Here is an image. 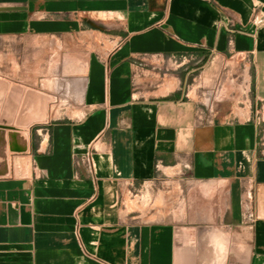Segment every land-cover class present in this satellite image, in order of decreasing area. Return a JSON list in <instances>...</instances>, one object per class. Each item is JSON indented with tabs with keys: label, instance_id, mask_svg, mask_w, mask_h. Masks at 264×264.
I'll return each mask as SVG.
<instances>
[{
	"label": "crops",
	"instance_id": "obj_1",
	"mask_svg": "<svg viewBox=\"0 0 264 264\" xmlns=\"http://www.w3.org/2000/svg\"><path fill=\"white\" fill-rule=\"evenodd\" d=\"M0 77V264H264V0H0Z\"/></svg>",
	"mask_w": 264,
	"mask_h": 264
},
{
	"label": "water",
	"instance_id": "obj_2",
	"mask_svg": "<svg viewBox=\"0 0 264 264\" xmlns=\"http://www.w3.org/2000/svg\"><path fill=\"white\" fill-rule=\"evenodd\" d=\"M23 87L17 83H9L8 80L0 77V176L8 174V151L24 152L27 149V137L24 133L14 131L8 125L26 126L32 121L41 119L48 96L38 91ZM37 102V113L27 112L26 106L30 100ZM21 99V101H20ZM20 103V104H19ZM17 114L15 115V111ZM10 130L5 133L4 128ZM7 138V139H6Z\"/></svg>",
	"mask_w": 264,
	"mask_h": 264
},
{
	"label": "rangeland",
	"instance_id": "obj_3",
	"mask_svg": "<svg viewBox=\"0 0 264 264\" xmlns=\"http://www.w3.org/2000/svg\"><path fill=\"white\" fill-rule=\"evenodd\" d=\"M191 64V63H190ZM195 66H197L196 64L194 65V67ZM142 203H146V205H145V207H148L150 204H151V201H150V203L148 202V199H144L143 201H142Z\"/></svg>",
	"mask_w": 264,
	"mask_h": 264
},
{
	"label": "built area",
	"instance_id": "obj_4",
	"mask_svg": "<svg viewBox=\"0 0 264 264\" xmlns=\"http://www.w3.org/2000/svg\"><path fill=\"white\" fill-rule=\"evenodd\" d=\"M84 161H85L87 164L90 163V159H89V155H88V154L84 156Z\"/></svg>",
	"mask_w": 264,
	"mask_h": 264
}]
</instances>
